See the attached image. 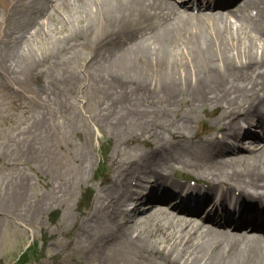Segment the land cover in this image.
<instances>
[{
	"label": "bare ground",
	"instance_id": "1",
	"mask_svg": "<svg viewBox=\"0 0 264 264\" xmlns=\"http://www.w3.org/2000/svg\"><path fill=\"white\" fill-rule=\"evenodd\" d=\"M12 1L0 15V82L36 80L34 92L60 97L82 72L101 99L98 124L121 131L126 143L153 144L146 155L113 159L104 204L94 203L80 224L99 257L264 264V0L208 1V10L173 0ZM47 60L65 65L48 86L37 80ZM40 112L36 128L45 130ZM170 169L197 171L207 185L170 179ZM236 193L253 197L226 200ZM129 199L135 206L126 207ZM203 207L217 221L218 208L226 214L222 228L178 213Z\"/></svg>",
	"mask_w": 264,
	"mask_h": 264
},
{
	"label": "rangeland",
	"instance_id": "2",
	"mask_svg": "<svg viewBox=\"0 0 264 264\" xmlns=\"http://www.w3.org/2000/svg\"><path fill=\"white\" fill-rule=\"evenodd\" d=\"M10 1L0 0L1 16L10 10L6 5ZM46 1L50 6L55 2ZM79 51L88 49L79 47ZM42 63L46 71L37 80L48 86L53 72L65 65L51 60ZM78 64L79 60L74 65ZM81 78L72 87L63 83V93L55 88L60 97L51 93L50 98L32 90L36 80L28 85L0 82V208L12 196L16 201L6 216L0 213V264H151L150 259L137 260L126 253L111 252L102 260L82 236L80 224L94 203L103 202L106 177L115 171L113 159L146 155L153 144L143 140L126 143L121 131L98 124L101 99L89 80ZM41 110L45 112V130L36 128ZM208 113L200 110L198 114L207 125L211 123ZM240 120L242 125L247 122L243 117ZM33 141L36 152L27 154L26 147ZM172 171L170 179L199 180L197 171ZM117 224L120 226V221Z\"/></svg>",
	"mask_w": 264,
	"mask_h": 264
}]
</instances>
